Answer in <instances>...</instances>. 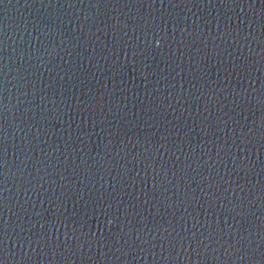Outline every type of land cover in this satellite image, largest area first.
Segmentation results:
<instances>
[{
	"label": "water",
	"instance_id": "1",
	"mask_svg": "<svg viewBox=\"0 0 264 264\" xmlns=\"http://www.w3.org/2000/svg\"><path fill=\"white\" fill-rule=\"evenodd\" d=\"M0 264H264V0H0Z\"/></svg>",
	"mask_w": 264,
	"mask_h": 264
}]
</instances>
